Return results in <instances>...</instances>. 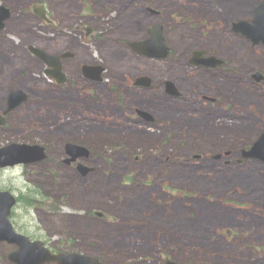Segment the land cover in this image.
Here are the masks:
<instances>
[{
	"label": "rangeland",
	"instance_id": "374dc122",
	"mask_svg": "<svg viewBox=\"0 0 264 264\" xmlns=\"http://www.w3.org/2000/svg\"><path fill=\"white\" fill-rule=\"evenodd\" d=\"M260 1L0 0L13 10L0 32V148L38 144L48 154L0 167V191L17 198L15 230L105 264H264V163L241 156L264 131V81L252 77L264 75V44L233 31L253 21ZM36 3L54 23L34 13ZM155 24L171 49L163 59L129 45ZM30 45L74 52L63 60L64 84ZM197 50L227 64L195 67ZM84 64L103 65L104 81L86 79ZM141 76L149 87L134 85ZM168 80L181 98L167 93ZM12 89L29 99L4 115ZM136 108L154 120L136 122ZM69 142L92 152L81 163L93 173L64 162ZM15 249L1 243L0 264H14L7 256Z\"/></svg>",
	"mask_w": 264,
	"mask_h": 264
},
{
	"label": "water",
	"instance_id": "95a60500",
	"mask_svg": "<svg viewBox=\"0 0 264 264\" xmlns=\"http://www.w3.org/2000/svg\"><path fill=\"white\" fill-rule=\"evenodd\" d=\"M42 4H36L34 10L39 15L47 18L46 11ZM153 10V9H152ZM11 16V10L4 5H0V30L5 27L6 21ZM233 30L236 33H242L247 38L253 41L254 44H264V0L260 1L254 10V19L252 22L241 20L233 24ZM149 38L142 41L131 42L129 45L140 55L150 58H165L169 55L170 47L167 46L163 36L162 26L155 24L148 30ZM29 49L38 57H40L47 65L46 74L55 78L59 83L65 82V75L63 73L62 59L68 58L72 55L71 52H65L61 55H54L46 50L30 45ZM204 50L193 51L190 63L199 66L206 65L208 67L221 66L224 61L217 56H204ZM83 73L86 77L93 80H103L102 74L105 71L103 65H83ZM257 81L264 79L261 72L253 75ZM135 85L149 87L151 85V78L148 76L138 77ZM166 90L173 96L180 95L179 89L171 80L166 82ZM28 94L22 89H12L8 96L7 109L4 115L11 110L20 106L27 101ZM141 116L147 120H152L153 116L150 112L144 109H137ZM0 122L5 123L4 117L0 114ZM67 153L70 157L66 160L72 163L78 158L86 156L89 149L83 145L75 143L66 144ZM232 152L227 151L225 154L230 155ZM243 159H256L264 162V131L259 138L249 148H244L241 151ZM47 157L46 148L41 145H31L27 143H11L5 147L0 148V167L15 166L18 164H28L37 161H42ZM222 153L214 155V159H221ZM195 158H201V155H196ZM240 162L242 159L239 160ZM79 169L84 175L91 170V168L79 163ZM17 199L10 191H0V243L7 241L16 244L17 249L9 254V258L17 264H105L100 258L81 254L77 252H52L42 240H32L29 236L23 235L15 231L10 220V214ZM162 264H186L175 261L170 257L166 258Z\"/></svg>",
	"mask_w": 264,
	"mask_h": 264
},
{
	"label": "flooded vegetation",
	"instance_id": "af4514ba",
	"mask_svg": "<svg viewBox=\"0 0 264 264\" xmlns=\"http://www.w3.org/2000/svg\"><path fill=\"white\" fill-rule=\"evenodd\" d=\"M37 4V3H36ZM36 4H33V11H34V13L37 15V16H39L40 18H42V19H44L46 22H48V23H54V20L50 17V15H49V12H48V10H47V8L45 7V5L44 4H42V3H39V4H42L43 5V7L44 8H42V10L44 9L45 11H46V15H47V18L48 19H45L43 16H41V15H39L38 13H36L35 12V10H34V6L36 5ZM10 10H11V16H10V18L7 20V21H9L11 18H12V15H13V10H12V8H10V7H8ZM148 10L149 11H152L153 13H159V11H157V10H152L151 9V7H149L148 8ZM7 21H6V24H5V27L3 28V29H1L0 30V32H2V31H4V30H6L7 29ZM77 29H79V30H81V31H83L84 32V34H85V36L87 37V38H89V37H91V36H93L94 34H95V31L96 30H94V28H92L91 26H87V25H79L78 27H77ZM58 30H60V29H58ZM162 31H163V26H162ZM149 33V32H148ZM164 35V34H163ZM30 50V49H29ZM31 51V50H30ZM32 52V51H31ZM67 52H71L72 53V55L70 56V57H73L74 56V52L73 51H67ZM33 53V52H32ZM171 53V49H170V52H169V54ZM210 54H207L206 52L204 53V56H209ZM69 58V57H68ZM64 60V59H63ZM63 60H62V65H63ZM225 64H227V62H224L223 64H222V66L221 67H224V65ZM197 67H200V68H206V69H208V70H210V69H218L219 67H216V68H214L213 66H210V67H208V66H206V65H199V66H197ZM83 76H85L84 75V73H83ZM85 78L86 79H88L89 81H92V82H96V83H101L102 81H104V79L103 80H93V79H90V78H88V77H86L85 76ZM54 80L59 84V85H62V84H64L65 82H66V77H65V82L64 83H59L55 78H54ZM262 81H264V79L262 80ZM134 85H135V82H134ZM136 87H142V86H138V85H135ZM182 97V95L181 96H179V98H181ZM29 99V98H28ZM27 99V100H28ZM215 101H218V99H215ZM134 111H135V113H136V115H137V117H134V119H135V121L136 122H140L142 119L143 120H146L145 119V117L144 116H141L139 113H138V111H137V108L136 109H134ZM154 119H152L151 121H153ZM149 121V120H148ZM5 122H6V119H5ZM66 149V148H65ZM47 151V150H46ZM66 153H67V150H66ZM92 156V152L89 150V153L86 155V156H84V157H82V158H80V159H78V161H76V162H72V163H68L67 161H66V159H64V162L66 163V164H68V165H71V164H77L76 165V169L77 170H79L81 173H82V171L79 169V162H81L82 160H86V159H88L89 157H91ZM44 161V160H43ZM39 162H42V161H38V162H35V163H39ZM34 163V164H35ZM91 168V167H90ZM95 171V169L94 168H91V170L90 171H88V173L90 174V173H93ZM87 173V174H88ZM83 174V173H82ZM84 175V174H83ZM17 203V202H16ZM97 215H99V216H103V215H101V214H97ZM4 243V242H3ZM1 244V243H0ZM8 259H9V261L10 262H12V263H14L13 261H11V259L9 258V254H8ZM14 264H16V263H14Z\"/></svg>",
	"mask_w": 264,
	"mask_h": 264
},
{
	"label": "bare ground",
	"instance_id": "6f19581e",
	"mask_svg": "<svg viewBox=\"0 0 264 264\" xmlns=\"http://www.w3.org/2000/svg\"><path fill=\"white\" fill-rule=\"evenodd\" d=\"M110 41V40H109ZM220 212V211H219ZM244 213V212H243ZM225 216V215H224Z\"/></svg>",
	"mask_w": 264,
	"mask_h": 264
}]
</instances>
